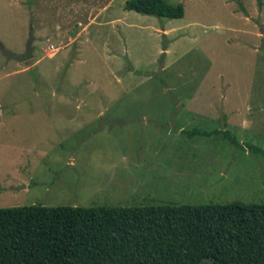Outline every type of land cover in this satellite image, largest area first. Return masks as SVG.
I'll return each mask as SVG.
<instances>
[{
  "label": "rangeland",
  "instance_id": "obj_1",
  "mask_svg": "<svg viewBox=\"0 0 264 264\" xmlns=\"http://www.w3.org/2000/svg\"><path fill=\"white\" fill-rule=\"evenodd\" d=\"M127 1L0 0V208L264 203V0Z\"/></svg>",
  "mask_w": 264,
  "mask_h": 264
},
{
  "label": "trees",
  "instance_id": "obj_2",
  "mask_svg": "<svg viewBox=\"0 0 264 264\" xmlns=\"http://www.w3.org/2000/svg\"><path fill=\"white\" fill-rule=\"evenodd\" d=\"M125 10L185 16L167 0ZM0 264H264V203L0 208Z\"/></svg>",
  "mask_w": 264,
  "mask_h": 264
},
{
  "label": "water",
  "instance_id": "obj_3",
  "mask_svg": "<svg viewBox=\"0 0 264 264\" xmlns=\"http://www.w3.org/2000/svg\"><path fill=\"white\" fill-rule=\"evenodd\" d=\"M77 30H74V33L72 34V37L75 36ZM34 41H35V35L34 30L32 29L28 38V41L26 43V49L25 52L22 54H16L12 51H9L5 48V46L0 43V51L2 55L8 60V61H16L18 63H25L34 58Z\"/></svg>",
  "mask_w": 264,
  "mask_h": 264
},
{
  "label": "built area",
  "instance_id": "obj_4",
  "mask_svg": "<svg viewBox=\"0 0 264 264\" xmlns=\"http://www.w3.org/2000/svg\"><path fill=\"white\" fill-rule=\"evenodd\" d=\"M52 49H54V47H52Z\"/></svg>",
  "mask_w": 264,
  "mask_h": 264
}]
</instances>
